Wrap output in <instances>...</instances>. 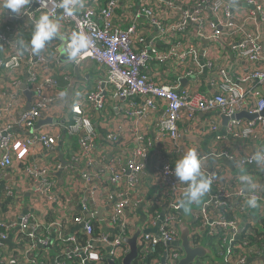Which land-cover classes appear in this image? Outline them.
Masks as SVG:
<instances>
[{
	"label": "built area",
	"instance_id": "built-area-1",
	"mask_svg": "<svg viewBox=\"0 0 264 264\" xmlns=\"http://www.w3.org/2000/svg\"><path fill=\"white\" fill-rule=\"evenodd\" d=\"M226 1L78 0L77 10L67 16L59 6L61 0H31L22 10L23 14L3 10L5 18L0 20V198L3 202L21 201L15 187L4 185L2 181L5 171L17 164L28 176L30 192L40 203L38 206H46L44 215L49 213L46 216L53 212L50 208L57 201L54 193L56 173L69 179L71 188H78L82 184L79 181L111 188V193L101 191L98 200L106 198L108 202L114 200V204L106 222L97 219V213L90 209L96 208V198H83L81 212L73 218L74 224L81 226V232L66 237H61L59 232L47 239L55 221L46 224V219L40 221L30 213L22 214L17 221L0 222V264H107V259L121 264L129 250L122 238L133 235L124 218L128 210L134 211L145 202L143 178L151 150L161 146L166 153L179 159L187 151L186 145L179 142L182 132L179 126L182 125L186 132L198 115H209L203 122L206 127L201 126V131L217 133V120L211 117L215 113L229 118L222 127L230 140L257 144L264 141V117L258 115L264 110V42L259 40L258 33L239 25V22L256 17L264 35V0ZM242 4L251 5L253 9L234 13L232 6ZM119 10L122 13L118 15ZM43 13L50 14L61 25L63 52L68 63L79 69L84 63L93 62L102 73V78L88 90L82 88L79 91V87L74 89L71 86L73 95L69 112L63 104L61 79L64 86L69 87L70 77L60 59V38L53 37L37 53L24 47V43L31 40L34 22ZM7 20L17 21L12 31L3 27L2 21ZM250 25L254 28L252 22ZM74 31H82L90 40L87 54L77 61L69 59L64 51ZM218 40L229 44L227 48L237 62L243 61L253 67L234 77L231 70L228 78L219 57H214L218 49L214 42ZM203 41L208 42L203 44L207 60L200 62L198 52ZM155 67L161 72L154 71ZM203 74L211 75L208 82L212 93L201 90L197 81L185 86L188 79ZM180 81H186L184 87L180 86ZM20 86L31 95L30 107L26 111L27 102L21 95ZM241 86L246 89L241 90ZM111 98L120 100L121 113L131 120L128 121L127 138L132 145L124 157L126 160L121 162L120 157L112 155L104 166L108 144L115 146L114 153L124 150L127 145L121 130L112 129L110 125L107 107ZM90 112L97 114L102 121L105 132L102 142L98 140L99 134L89 117ZM242 112L258 116L254 120L231 119ZM150 118L154 119L153 124L148 123ZM47 119L49 124L35 129L39 121ZM139 121H145L150 137L138 133ZM24 132L27 136L18 139L16 134ZM61 134L76 142V151L66 166L61 167L60 162L50 156L32 164L20 156L19 148L26 152L38 150L40 154H54ZM221 146L218 157L234 162L244 160L243 167H257L251 156L264 148H255L247 156H233V149L224 144ZM198 153L204 158L202 170L212 177V185L206 200L197 210L191 211L192 247L206 246L207 238L210 241L221 238L223 243L228 242V236L233 238L238 230L237 212L264 209L262 190L255 193L258 207L246 206L245 200L252 193H242L241 188L225 189V168L207 172V156ZM81 161L89 171L87 174L77 172ZM174 166V163L165 161L153 168V176L155 173L161 187L148 199L145 214L157 233L140 236L138 259L134 264H178L182 256L177 225L184 208L178 207L177 202L183 198L186 185L178 183L172 174ZM105 171L108 177L102 183L101 175ZM107 224L118 225L117 233L103 231ZM96 226L97 235L94 232ZM262 229L260 220L245 228L237 248L239 251L235 254V247L231 244L224 258L221 255V264L230 260L245 264L249 256L264 257V244L252 242L256 232L260 233ZM11 231L18 234V244L22 247L20 253L7 252V234ZM158 245L163 249L161 247L162 252L156 255L154 249ZM97 247H106V253L95 249ZM92 253L98 259H91Z\"/></svg>",
	"mask_w": 264,
	"mask_h": 264
},
{
	"label": "crops",
	"instance_id": "crops-1",
	"mask_svg": "<svg viewBox=\"0 0 264 264\" xmlns=\"http://www.w3.org/2000/svg\"><path fill=\"white\" fill-rule=\"evenodd\" d=\"M224 2H227L226 0H223ZM233 12H244L247 9L243 8L242 5L236 6L233 5ZM122 13V10L118 11V15ZM5 18V14L3 10H0V20ZM142 23L144 24L145 21L141 19ZM3 27L8 28V30L12 31L15 27L17 21L16 20H7L2 21ZM117 25H120V22L118 20L115 21ZM254 24V28H251L250 23ZM239 25L245 26L247 28L252 29L254 32L258 33V38L261 42H264V35L261 32V24L258 21L256 17L251 19H246L242 22H239ZM62 31V29H61ZM219 43H221L225 48L229 47L228 43L223 42L222 40H218ZM217 46L218 44L216 41L214 42ZM203 43L201 44V49L198 52V58L200 62H203L204 60H207V58L204 56L203 52ZM215 58L219 57V63L224 67L225 74L230 78V72L232 71V76L234 77L235 74L241 73V72H247V69H250L253 67V65H250L246 62H237L231 52H228L227 50H222L219 46L215 53ZM60 59L64 62L67 68V75L70 77V86H73L74 89L76 87H79V91L83 89H90L93 85H95L101 78L102 73L98 66H96L93 62H86L82 65L81 68L76 69L72 67L69 63L65 55L61 54ZM152 70V68H151ZM154 71L161 72V69L157 67L154 68ZM211 78V75L209 74H203L200 75L198 78L191 77L188 79L187 84L185 86H190L195 81H197L201 85V90H205L207 92L212 93V89L209 84V79ZM24 79L22 80L23 84ZM186 83V81H185ZM21 84V85H22ZM204 84V85H203ZM61 85L63 86V104L65 105L66 111L67 105L65 103V98L67 95V89L68 87H65L62 79H61ZM69 86V87H70ZM180 86L184 87L182 84V81H180ZM240 88V87H239ZM24 86H20V92L25 101L27 102V98L24 95ZM241 90H245L246 86H241ZM111 103L108 105V113L110 115V125L112 126V129L121 130L123 133V139L127 140V145L124 148V150H118V152L114 153L115 146L107 145V155L103 159V165L106 166L108 162L111 160V156H118L121 158V162L126 160L124 157L126 156L127 152L131 149V142L129 140V137L127 138V127L129 125L128 121H131L128 119L125 114L121 113L122 110L119 109L120 107V100L118 99H110ZM90 111V110H89ZM91 121L95 124L97 132L99 134L98 140L102 142L103 135L105 132L103 131V124L100 119V117L95 114L94 112H90ZM211 117L215 118L217 120V133H210L209 130L201 131L200 127L202 126L201 123H203L206 119L209 118L208 114L205 115H198L195 119V122L191 125V127L185 132L182 125L179 126V129L181 132V137L179 139V142L182 145H186V149L188 148H196L198 152H200L203 155L207 156V162H206V170L207 172L218 169V168H225L226 171V183H224L225 189H233L234 187L238 186L241 188L240 182L238 180V176L240 175V170L235 166V162L231 161L229 158L223 159L221 157L217 156V147L221 146V144H224L225 146H228L230 149H233V156H241V155H249L252 152L255 151V148L264 147V141L261 142V144H257L255 142L247 141V140H238V141H232L229 139L228 136H226L224 132L223 123L221 118L218 116V114H211ZM244 119V118H243ZM64 120V118H63ZM45 120H41L39 122H42ZM62 122V120H61ZM154 119L151 118L148 120V123L153 124ZM46 125V124H44ZM39 127H44L43 125L38 126V123L35 125V129H39ZM138 133H140L143 136L150 137V129L147 127L145 121H139L138 123ZM18 139H21L23 137H26L27 134L19 133L16 134ZM217 138H223L221 141H216ZM18 144V143H17ZM104 144V143H103ZM61 145V155L63 159L66 162H69L71 160V157L76 151V142L74 139H70L64 134H61L59 144L57 148ZM251 145V146H250ZM156 147V148H155ZM150 153L149 157V163L147 165V170L145 171V176L143 178V195L145 196V202L141 205H138L134 211L128 210L126 212V217L124 218V221L128 223L130 226L133 234L136 232L137 229L145 232L148 231L149 234L156 235L157 229L155 226L151 225V223L148 220V216L146 213V203L148 199L155 194L157 190H159L158 180L155 177V173L153 176V168L157 167L160 163H163L165 161H170L171 163L175 164L177 157L166 153L161 146H155ZM56 148V149H57ZM251 148V149H250ZM55 149V155L54 154H40L38 150L33 153L31 151L26 152L19 148V154L21 157L25 158V162L28 164L32 163H38L45 161L44 159L48 156L54 157L58 160L59 152ZM222 149V146L219 147V150ZM128 150V151H127ZM232 151V150H231ZM54 161V160H53ZM16 162V161H15ZM83 161L80 162L79 166H77V172L79 174L81 173H88V169L86 167H83ZM15 164V163H14ZM17 164L14 165V168L8 169L5 171L3 175V184L4 185H10L12 184L15 187V190L17 191V194H20L18 198H21V201L19 203H13V202H3V200L0 198V222H4L6 220H15L17 221L19 217L24 213H30L31 215L35 216L37 219L39 218L40 221H43L46 219V224H51L55 221L53 226L50 228V231L48 232L47 239H50L52 236V232H54V236L57 235L59 232H61V237H66L70 235L71 233L76 234L78 232H81V226L74 224L73 218L75 215H78L81 212L80 208V202L83 198L86 196H91L92 198H96L97 205L95 207H90V209L93 212H96L97 215L100 216V219L107 222L108 217L107 214L110 212L114 200H110L109 202L105 198L103 201L98 200L97 194H99L101 191H104L106 193H111V188H104L98 183L93 182L92 184H86L82 181H79L82 183L78 188H71L70 180L67 178H64L61 176V174H54V178L56 179L55 184V190L54 193L57 196V201L55 204H52L51 210L53 212L50 213V215L46 216L44 215L47 211L45 209L46 206H38L40 203L37 202V199H35L33 194L30 192V186L28 185V176L23 173L21 169H19ZM233 167V168H232ZM247 174L251 175L254 180H256L258 183L262 185L263 182V176L262 171L264 169L258 168L256 166L252 167H244ZM10 173V174H9ZM108 177L107 172L105 171L103 175H101V182H106V179ZM124 185V184H123ZM98 189V192H97ZM247 189L244 190L246 192ZM62 192V195H61ZM30 193V195H29ZM206 200V195L203 197L201 202L199 204L193 203L192 205V211L197 210L200 205L203 203V201ZM234 202H232L233 204ZM247 209V207H246ZM102 215V216H101ZM237 220H238V230L236 232V235L231 238L229 235L227 238V241L229 244H233L235 247V254L239 251V245H240V238L243 236L244 229L247 228L249 225L253 224L255 221L263 220L264 219V209H261L260 211L250 210L247 209L245 213L237 212ZM99 219V218H97ZM98 221V220H97ZM99 222V221H98ZM55 224H60L61 227H57ZM98 230V226H96ZM56 230V231H55ZM103 231L109 232V233H117L118 231V225L112 226V225H106V229ZM43 235V232H41V236ZM143 235V234H142ZM8 242L6 244L7 252L8 253H20L22 252V247L18 244V234L15 231H11L9 234H7ZM55 240V239H54ZM227 242V244H228ZM212 246H217L213 241L210 243ZM203 245V244H202ZM208 247V245H206ZM210 248V247H209ZM95 249H99L103 253H106V247H97ZM212 250V249H211ZM213 251V250H212ZM215 257L217 258L215 261L210 260L208 258L203 260H197L200 261L199 264H221L222 258L221 255L218 253H215ZM151 258V256H150ZM224 258V255H223ZM264 262V257L256 258L255 256H249L248 260L245 262V264H260ZM162 264V262H160ZM227 264H237L236 260H230Z\"/></svg>",
	"mask_w": 264,
	"mask_h": 264
},
{
	"label": "clouds",
	"instance_id": "clouds-1",
	"mask_svg": "<svg viewBox=\"0 0 264 264\" xmlns=\"http://www.w3.org/2000/svg\"><path fill=\"white\" fill-rule=\"evenodd\" d=\"M30 2L31 0H0V10H11L12 13L20 15L23 14L22 10ZM77 2L78 0H61L59 6L64 10L65 15L72 16L77 10ZM60 28V23L52 18L50 14H41L39 19L34 22L31 40L24 43V47L30 48L33 53H37L53 37L63 40L64 36L60 34ZM68 41L67 48L64 51L67 52L69 59L77 61L79 57L87 54L86 49L90 47V40L82 31L72 32ZM251 160L255 162L257 167L264 169V148L256 150L252 154ZM174 165L172 174L177 178L178 183L186 185L183 198L177 202L178 207L187 210L193 203L199 204L203 197L209 193L212 177L206 175L205 171L202 170L204 158L199 155L194 147L189 148L179 159H176ZM243 165L244 160L235 162V166L240 170L238 180L241 185V192L243 193L247 189L249 193H252L246 198L245 205L255 209L258 207L255 193L264 190V185H261L251 175L247 174ZM90 258L98 259L95 253L90 254Z\"/></svg>",
	"mask_w": 264,
	"mask_h": 264
},
{
	"label": "water",
	"instance_id": "water-1",
	"mask_svg": "<svg viewBox=\"0 0 264 264\" xmlns=\"http://www.w3.org/2000/svg\"><path fill=\"white\" fill-rule=\"evenodd\" d=\"M243 8L252 10L253 7L251 5L248 4H242ZM204 45L207 44V41H203L202 42ZM216 43L218 44V46L222 49V50H227L228 52H230V48H225L221 43H219L218 41H216ZM61 54L63 55L64 52H61ZM182 84L184 86L185 81H182ZM24 95L27 98V105L24 108V111L28 110L30 107V98L31 95L28 92H24ZM73 95V87H68L67 89V95L65 98V103L67 105V109L68 112L71 108V98ZM259 116L264 117V110L258 114ZM258 115H250L247 112H242L239 113L233 117H231V119H235V120H240V119H247V120H254ZM67 118V116H65V119ZM223 123V126H225L226 122L229 120V118L221 116L220 117ZM50 120L47 119L45 121L39 122L38 126L40 125H44V124H49ZM61 145L56 149L59 152V156H58V161L60 162V166L64 167L68 164V162H66L62 155H61ZM233 168V167H232ZM262 176H263V182L262 185H264V170L262 171ZM264 192V190H262ZM191 211H192V206H189L187 210H183V214L182 217L177 225V231H178V238H179V247L182 251V256L178 262V264H196L197 260H203V259H210L215 261L217 258L215 257V253L211 250V248L205 246V245H199L196 247H192L191 242H190V236H191V229H190V224L192 222L191 219ZM97 217L100 219V216L97 215ZM148 233V231H141L139 229L136 230V232L129 238H122V241L128 246L129 250L127 252V254L124 256L122 263L121 264H134L136 262V260L138 259V239L140 238V236L142 234H146ZM51 239L54 236V232L51 233ZM150 259V256L147 257V262ZM107 264H114L113 261H111L110 259H107Z\"/></svg>",
	"mask_w": 264,
	"mask_h": 264
},
{
	"label": "trees",
	"instance_id": "trees-1",
	"mask_svg": "<svg viewBox=\"0 0 264 264\" xmlns=\"http://www.w3.org/2000/svg\"><path fill=\"white\" fill-rule=\"evenodd\" d=\"M261 222H262V224H263V229L260 231V233L257 231L256 232V237H254L253 239H252V242L253 243H256L257 245H260V244H264V219L263 220H260ZM94 232H95V234L97 235L98 234V230H97V228L95 227L94 228ZM206 241H207V245H208V247H210L212 250H213V252L214 253H218V254H220V255H224L225 253H226V251H227V247H229L231 244H227V242H225V243H223V241H221V238H219V240H216V242H217V246H212L210 243H211V241H210V239H206ZM213 241V240H212ZM161 247L162 246H157L155 249H154V254H156V255H158L159 253H161L162 252V249H163V247H162V249H161ZM218 248H219V250H218ZM217 250H218V252H217ZM76 262H77V260H76ZM72 263V262H71ZM73 264V263H72Z\"/></svg>",
	"mask_w": 264,
	"mask_h": 264
},
{
	"label": "rangeland",
	"instance_id": "rangeland-1",
	"mask_svg": "<svg viewBox=\"0 0 264 264\" xmlns=\"http://www.w3.org/2000/svg\"><path fill=\"white\" fill-rule=\"evenodd\" d=\"M60 42H61L60 52H63V40L60 39ZM66 70H67V68H66ZM202 126H203V128H205V127H206V123H202ZM219 147H221V146H218L217 149H218ZM224 173L226 174V171H225V170H224ZM239 188H240V187L236 186V187H234L233 189H230V190H231V191H234V190L239 189ZM98 195H99V194H97V197H98ZM213 242H214L215 244H217L216 240H213ZM218 250H219V248H218ZM218 250H217V252H218Z\"/></svg>",
	"mask_w": 264,
	"mask_h": 264
}]
</instances>
